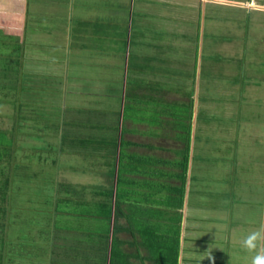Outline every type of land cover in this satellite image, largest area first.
<instances>
[{"label": "crops", "instance_id": "0c3cea01", "mask_svg": "<svg viewBox=\"0 0 264 264\" xmlns=\"http://www.w3.org/2000/svg\"><path fill=\"white\" fill-rule=\"evenodd\" d=\"M16 88L14 112L48 135L41 158H90L87 141L107 159L90 186L110 211L107 247L121 232L133 264L167 244L175 264H253L264 241L243 242L264 230V0H0L6 112ZM37 160L27 177L62 180ZM80 179L72 201L92 205Z\"/></svg>", "mask_w": 264, "mask_h": 264}, {"label": "rangeland", "instance_id": "374dc122", "mask_svg": "<svg viewBox=\"0 0 264 264\" xmlns=\"http://www.w3.org/2000/svg\"><path fill=\"white\" fill-rule=\"evenodd\" d=\"M19 91L20 88L8 91L7 97L11 98V109L9 108V104L6 105V107H8L6 109H9L8 112L5 111V106L0 107V130L3 131L7 137L11 138V144H13L11 158L9 159H16L19 163H26L23 167L17 165L18 170L15 169L13 173V176L15 177L25 178V181H22L21 184H25L26 200H24V203L27 205L28 216L31 219V222L25 227L26 236L30 237L32 241L37 239V235L41 230L37 232L38 224L35 225L34 222L37 220V215H40L41 217V214L48 219L49 224H60L61 227L58 230L65 228L68 225L74 226L72 231L70 233L68 232L65 237L67 243L60 244V240L53 236L54 234L56 235L57 231L54 228L51 229L53 226L49 225L50 229L48 230V233L51 234L50 238L47 237L46 234V237H42L41 235L43 239L38 236L37 242L39 240L42 242L40 243L41 247L39 249L37 243L32 244V254H25L18 258H11L9 264H100L103 258H105L104 260L106 262V256L100 253L105 247H107V243L105 242V239H107L105 220L94 218L92 216L88 218V215L78 214L72 211L76 208L82 213L84 210H90L92 205L90 203H79L77 205L72 201V195L76 194L78 190L75 189L73 191V186L77 185L74 184V181H71V179H80V177L86 178L85 181H80V185L83 187L85 182L87 183V186L89 185V187L85 188L83 191V198L89 199L91 194L90 186H99L98 179L100 174L97 169L101 167L100 161L103 162L107 159H96L99 158L93 155V152L96 149L88 147L87 141L83 142V147L80 148V150H83V152L86 153L88 152V154L90 152V158L83 157L84 155L79 158L76 157V155L67 156L64 153H58V151L53 150V148H51V154H49V156L45 159L44 157L41 158L40 156L43 155V152H46V147L44 144L39 143V141L43 139L46 141L47 139L48 143V135L45 133L43 134V132L38 130H34V128L32 129V121L25 120L23 117L20 119L18 114L14 112L18 107L16 98L17 94L19 95ZM21 92L22 88L20 93ZM246 107L248 108L249 105ZM26 113L29 114V112ZM27 135L30 140L27 138ZM0 139L4 141L6 138L1 137ZM21 140H24V142L21 143ZM26 140H29L31 143L26 142ZM76 147H78V145H76ZM63 150L68 151V148ZM96 152H99V150H96L95 153ZM2 159L5 158L3 157ZM37 159H41V164L44 166L61 168L60 174L63 177L62 180L55 182L52 179L56 174L55 170L52 172L48 171L47 168H44L42 171V174L44 175L43 179L39 177L38 174H35V176L31 178L27 177L25 174L28 171L27 167L30 166V164H33V162L37 165L40 164ZM50 159L54 160L50 161ZM17 162L15 163L17 164ZM85 166L90 169V173L82 174L79 172V170H82ZM12 180L14 183L16 182L14 178H12ZM57 186H59V190L56 188ZM69 197L70 199L68 202L61 201V198L67 200ZM64 209H68L66 211L69 213L62 212ZM53 214H55V220L50 221ZM27 230H29V232ZM115 235L116 239H118L117 237L121 238V232H118ZM56 242L59 244L54 246L53 243ZM58 248L61 250H57Z\"/></svg>", "mask_w": 264, "mask_h": 264}, {"label": "trees", "instance_id": "16d2710c", "mask_svg": "<svg viewBox=\"0 0 264 264\" xmlns=\"http://www.w3.org/2000/svg\"><path fill=\"white\" fill-rule=\"evenodd\" d=\"M1 137L6 139L4 141L0 139V264H9L11 258H18L19 256L25 254H32V244L37 243L39 249L41 247L40 243L42 242L41 240L37 242L38 236H40L41 239H43L42 237H46V235L50 238L51 234L48 233V230L50 229V226L52 224H49L48 219L43 217L42 214L41 217L40 215H37V220L34 223L35 225L38 224L37 232L41 230L37 235V239L35 241H32L30 237L26 236L25 227L31 222V219L28 216L27 205H25L24 203V200H26L25 184H21L22 181H25V178L13 176L14 170H18L17 165L19 167H23V165L26 163H19L16 159H9L11 158V151L13 148V144H11V138L7 137L4 132L0 130V138ZM3 157L5 159H2ZM15 162H17V164ZM19 170L22 171L21 169ZM11 177L16 180L15 183L13 182ZM56 188L58 190L60 189L59 186H57ZM97 191L96 189H93L91 192L95 193ZM92 198L94 199V202L92 204L94 210L91 209L90 214L95 215V217L98 219H104L105 223L109 224L110 211L108 206L106 207L105 200L99 199L96 193ZM61 199V201L68 202L70 197L67 200L65 198ZM179 202L180 195L178 197V204ZM66 210L64 209V211L62 212L69 213ZM72 211L74 212V210ZM54 215L55 214H53L50 221L55 220ZM89 217L91 216L88 215V218ZM52 226L53 227H51V229L54 228L57 231L56 235L54 234L53 236L60 240V244H62L67 241L65 237L67 236L68 232L70 233L72 231L74 225H68L67 227L60 230H58L61 227L60 224H54ZM114 230H120V227L115 226ZM27 231L29 232V230ZM105 242L107 243L106 239ZM57 244L59 243H53L54 246H56ZM119 244V238L116 239L113 236L110 237L108 247H105V249L100 252L102 253V255L106 256V262L104 260L105 258H103L100 264H133V262L129 260L127 254H125L126 252H123L120 249ZM59 249L60 248H58L57 250ZM160 253L161 255L155 259L154 264L176 263L175 246L170 247V245L167 244L166 246L162 247ZM133 256L138 257L136 252L133 254Z\"/></svg>", "mask_w": 264, "mask_h": 264}, {"label": "clouds", "instance_id": "9594fccd", "mask_svg": "<svg viewBox=\"0 0 264 264\" xmlns=\"http://www.w3.org/2000/svg\"><path fill=\"white\" fill-rule=\"evenodd\" d=\"M257 241H264V230L251 233L243 243L251 251L257 247ZM253 264H264V247L261 248L260 254L253 258Z\"/></svg>", "mask_w": 264, "mask_h": 264}]
</instances>
